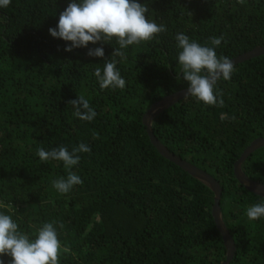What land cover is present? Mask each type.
Returning a JSON list of instances; mask_svg holds the SVG:
<instances>
[{"label":"trees","instance_id":"1","mask_svg":"<svg viewBox=\"0 0 264 264\" xmlns=\"http://www.w3.org/2000/svg\"><path fill=\"white\" fill-rule=\"evenodd\" d=\"M71 2L11 0L0 8V213L30 240L52 222L59 264H220L225 247L210 213L211 190L157 152L141 116L154 100L188 86L177 33L208 47L211 37L223 36L218 58L263 46L264 0H137L166 32L116 58L124 89H101L94 76L119 47L115 37L66 52L71 42L49 34ZM95 47L104 57L86 54ZM234 69L216 85L224 107L184 96L154 116L151 130L220 185L221 218L234 244L227 264H264V217L246 215L264 197L232 172L241 150L264 136V54ZM81 95L97 113L92 121L80 120L68 104ZM221 113L235 119L222 121ZM80 143L91 151L77 153L71 169L37 155L40 147L71 152ZM241 170L264 184V146L245 157ZM69 171L83 183L59 193L52 182ZM0 260L10 264L11 257Z\"/></svg>","mask_w":264,"mask_h":264},{"label":"clouds","instance_id":"2","mask_svg":"<svg viewBox=\"0 0 264 264\" xmlns=\"http://www.w3.org/2000/svg\"><path fill=\"white\" fill-rule=\"evenodd\" d=\"M10 3L11 0H0V8H6ZM239 3L243 4L244 0H239ZM148 11L147 6L137 0H72L60 13L56 27L49 28L48 32L53 38L71 42L64 48L66 52L75 48H87L90 43H107L115 37L119 47L112 53L113 58L105 61L103 71L100 67L94 69V76L101 89H124L126 82L116 67V58L126 59L124 49L129 45L150 41L158 34L166 32L163 24L158 25L146 18L145 13ZM175 39L178 47L182 49L178 55L181 77L188 82L185 96L195 97L206 105L224 107V101L220 98L223 93L216 90V85L221 78L229 80L235 71L232 60L227 56L218 58L215 51L224 37H211L213 47L201 46L183 32L177 33ZM86 54L102 58L104 50L103 47L88 48ZM68 104L75 110L74 115L82 121H92L97 115L82 95L69 100ZM220 119L223 121L235 117L221 113ZM90 151L87 144L80 143L71 152L65 146L51 150L40 147L37 149V155L42 162L62 161L67 169H71L80 161L77 153ZM82 183L78 175L69 171L66 179L54 180L52 185L63 194L69 192L74 185ZM261 188H264V185H261ZM246 215L250 220L264 217V202L248 207ZM63 251L67 252L68 249L64 248ZM60 252L61 243L52 222L43 224L38 229L36 238L30 240L28 235L18 231L17 223L9 215L0 213V256H10V264H59ZM0 264H4L3 260H0Z\"/></svg>","mask_w":264,"mask_h":264},{"label":"water","instance_id":"3","mask_svg":"<svg viewBox=\"0 0 264 264\" xmlns=\"http://www.w3.org/2000/svg\"><path fill=\"white\" fill-rule=\"evenodd\" d=\"M264 54V45L255 46L246 51H243L229 59L232 60L233 65L237 62H241L248 58ZM187 87L180 88L171 93L165 94L154 100L149 104L146 110L141 116V122L144 125L145 132L149 138L150 143L154 146L157 152L164 158L170 160L189 175L193 176L197 180L204 183L212 192V203L210 207V213L212 215L214 224L218 229L222 242L225 247V256L220 264H227L234 252L233 241L222 221L221 212L218 205V200L220 196V185L218 182L206 171L197 167L196 165L190 163L189 161L181 158L180 156L169 151L152 133L151 122L156 114L161 112L164 108L171 105L178 99L182 98L186 94ZM264 146V136H257L249 141V143L241 150L237 158L233 161L232 172L239 184H241L245 189L250 192L264 197V188H261L262 184L259 181L253 180L246 176L241 170V163L245 157L258 147Z\"/></svg>","mask_w":264,"mask_h":264}]
</instances>
